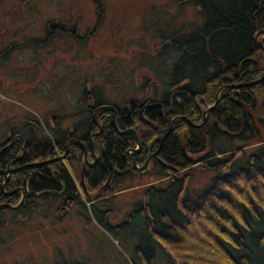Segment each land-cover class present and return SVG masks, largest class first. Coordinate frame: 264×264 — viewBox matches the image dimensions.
Instances as JSON below:
<instances>
[{
    "label": "trees",
    "instance_id": "16d2710c",
    "mask_svg": "<svg viewBox=\"0 0 264 264\" xmlns=\"http://www.w3.org/2000/svg\"><path fill=\"white\" fill-rule=\"evenodd\" d=\"M185 2L197 9L202 22L191 32H177L175 38L160 42V56L173 55L174 61L167 90L156 99L160 107H155V119L145 113L140 117L135 108L125 107L126 101L121 108L113 104L117 109L114 125L125 133L115 131L111 111L100 110L96 120L101 131L89 139L97 130L91 115L100 104L94 101L81 109L86 116L69 131L53 122L49 137L39 127L19 135L10 132L0 148L14 134L22 144L16 140L0 154V171L13 168L3 191L26 188L31 194L63 188V192L26 195L16 209L0 211L9 209L27 216L25 212L35 207L37 199L57 201L60 211L85 208L88 203L91 217L105 230L126 233L129 226L134 227L126 236L133 264H154L157 248L169 258V264H264V143L243 109L232 101L238 96L241 103L250 105L264 134V80L222 89L216 104L206 112L204 123L194 126L202 121L204 105L213 103L221 85L249 83L264 76V0ZM169 87L173 88L168 91ZM127 111L130 114L125 117ZM175 117L170 132L160 142ZM70 137L82 143L91 165L84 163L82 147L70 143L61 160L29 166L61 156ZM233 140L240 144L232 147ZM136 143L139 149L128 154L135 164L142 165L146 156L159 148L156 157L165 166L156 165L154 174L157 180L169 179L165 184H148L143 200L123 222L109 225L105 211L94 208V200L110 194L134 175L126 151L134 149ZM250 146L253 151L247 148ZM198 156V162L215 175L194 197L187 198L188 167L195 165L193 158ZM3 180L0 172V185ZM95 190H99L98 195L90 196ZM18 198L19 192L0 191V205H14ZM3 227L1 221L0 229Z\"/></svg>",
    "mask_w": 264,
    "mask_h": 264
},
{
    "label": "rangeland",
    "instance_id": "374dc122",
    "mask_svg": "<svg viewBox=\"0 0 264 264\" xmlns=\"http://www.w3.org/2000/svg\"><path fill=\"white\" fill-rule=\"evenodd\" d=\"M97 2L0 0V143L10 132L19 135L37 127L48 136L53 122L69 131L86 116L81 109L94 101L121 108L128 99H158L174 61L173 55L164 57L167 60L160 56L159 43L175 38L174 33L191 32L202 22L185 0ZM147 81L157 82L145 96ZM85 91L90 99H84ZM188 168L186 197L192 198L215 172L201 164ZM133 173L110 194L94 200L109 225L123 222L143 200L149 183L169 179L157 182L153 172ZM34 203L27 216L0 211V264H133L126 246L133 226L126 233L105 230L91 217L88 203L68 211L58 210L59 203L50 199ZM167 261L157 248L154 264Z\"/></svg>",
    "mask_w": 264,
    "mask_h": 264
},
{
    "label": "water",
    "instance_id": "95a60500",
    "mask_svg": "<svg viewBox=\"0 0 264 264\" xmlns=\"http://www.w3.org/2000/svg\"><path fill=\"white\" fill-rule=\"evenodd\" d=\"M262 80H264V76L261 77L260 79H257V80H255V81H251V82H249V83H244V84H242V85L222 86L221 88L218 89V91H220L222 88H225V87H229V88H233V89H235V88H237V87H240V86H242V87H247V86H251V85L257 84V83L261 82ZM215 101H216V97H215ZM215 101H214V102H215ZM213 104H214V103H213ZM235 104L238 105V106H240V107L243 109V114H244V116H247V118L251 121L253 127H255V129H256V130L258 131V133H259L260 141H261L262 143H264V134H263L261 128L259 127L258 123H257V120H256V117H255L254 113H253L252 110L250 109V105H249V104H243V103H241V102H238V99L235 101ZM212 106H213V105H212ZM209 108H211V107H209ZM209 108L203 110V111H202V114H205V112H206L207 110H209ZM100 110H110V111L112 112V118L115 116V110H114V108H113L111 105H98L97 107H95V109H94V111H93V113H92V121H93L94 125L96 126L97 130H96L95 132H93V133L90 135L89 139H91L92 137L96 136V135L101 131V127H100V125H99V124L97 123V121H96V113H97L98 111H100ZM176 118H178V117H176ZM181 119H184V118H181ZM172 121H173V120H172ZM172 121H171V123H172ZM203 121H204V117H202V122H203ZM111 122H112V125H113L115 131H117L118 133H119V132H120V133H125L124 131H118V130H117L116 126L114 125V121H113V120H112ZM171 123L169 124V127H168L167 132L165 133V135L160 139V142H161V140H162V139H163V138H164V137L170 132V125H171ZM132 133H133V132H132ZM133 135H134V133H133ZM16 139H19L20 142L22 141V140H21L20 138H18V137H17ZM13 140H14V139H13ZM13 140H12V141H13ZM134 140H136L135 135H134ZM12 141H11V142H12ZM11 142L8 143L6 146L0 148V153L3 151V149H4L5 147L9 146V145L11 144ZM69 142L77 143V144H79V145L82 147V149H83V161H84L85 164H87V165H91V163L86 162V150H85L84 146L82 145V143L79 142V141H77V140H75V139H69V141H68L67 144L65 145V148H67V145H68ZM138 147H139V145L136 143V147H135L134 149H132V150L127 151V153L135 152V151L137 150ZM91 149H92V148H91ZM155 152H156V151H155ZM127 153H126V155H127V156H126V160H128V161L131 162V164H132L133 168L135 169V171H137V172H141V171H143V170H146V166H147L148 159H146L145 162H144L140 167H137L136 164H135V161H134L130 156H128ZM63 157H64V154L61 155V156H59V157H57V158H55L54 160H57V159H58V160H61ZM51 161H53V160H49V161H45V162H38V163H34V164H29V166H38V165H42V164H45V163H48V162H51ZM93 162H95V159H93ZM84 163H83V165H82L81 168H83ZM8 172H9L8 169H5L4 171H2V173H3V175H4V181L2 182V184H1V186H0V187H1V190H2L3 185H4V183H5L6 179H7V174H8ZM2 192H3V191H2ZM4 193H5V192H4ZM10 193H12V192H7V193H5V194H10ZM41 194H55V195H57L58 193H57V192L50 191V190H45V191H40V192L31 193V195H33V196H38V195H41ZM21 199H22V195H21V197H20V199H19V201H18L17 204H15V205L3 204V205H0V208L16 209V208L19 206V204H20V202H21Z\"/></svg>",
    "mask_w": 264,
    "mask_h": 264
},
{
    "label": "flooded vegetation",
    "instance_id": "af4514ba",
    "mask_svg": "<svg viewBox=\"0 0 264 264\" xmlns=\"http://www.w3.org/2000/svg\"><path fill=\"white\" fill-rule=\"evenodd\" d=\"M166 42V41H165ZM159 46H161V44L159 43ZM161 48H162V46H161ZM157 81H154L153 83L155 84ZM153 83H149V81H147L146 82V84H145V96L147 95V93H148V90H149V87H150V85L151 84H153ZM233 85H242V84H225V85H221L219 88H221L222 86H233ZM240 87H242V86H240ZM240 87H237V88H240ZM218 88V89H219ZM225 88H229V87H225ZM225 88H222V89H225ZM237 88H235V89H237ZM221 89V90H222ZM229 89H233V88H229ZM220 90V91H221ZM219 91V92H220ZM85 94L86 95H88V96H86V98L87 99H90V97L91 96H89V91H85ZM219 94V93H218ZM217 99H218V97H216V101H215V98H214V101H213V103H211V104H205L204 105V109L203 110H205V109H207V108H209V107H211L212 105L214 106L215 104H216V102H217ZM238 99V102H240L239 101V97L238 96H236L234 99H232V101L235 103V101ZM126 106L125 107H128V106H132L133 108H135V112H136V114L137 115H139L140 117H142V115L141 114H143V113H145L146 114V116H148L147 114H149L153 119H155V117L157 116V109L155 108V107H160V106H158V101H156L155 99L154 100H152L151 98H149L148 97V95L144 98V99H142L141 101H138L137 99H134V100H130V99H128V100H126ZM129 103H132V104H129ZM244 104V103H243ZM112 106V105H111ZM113 107V106H112ZM114 108V110H115V113H116V108L115 107H113ZM212 108V107H211ZM202 110V111H203ZM209 110H210V108H209ZM110 111V110H109ZM208 111V110H207ZM206 111V112H207ZM162 112H163V109H162ZM205 112V113H206ZM112 113V112H111ZM130 113L127 111V115H125V117L126 116H128ZM125 117H123V118H125ZM147 121H148V123L149 124H152L153 122H151V121H149L148 120V118H145ZM113 120V118L111 119V121ZM145 120V122H147ZM173 120V121H172ZM171 121H172V123L175 121V120H177V118L175 117V118H173ZM171 121L169 122V124L171 123ZM204 121H205V117H204ZM204 121L202 122H200V123H197V124H195L194 126L195 127H198V126H201L203 123H204ZM135 125V124H134ZM172 125V124H171ZM136 126V125H135ZM137 127V126H136ZM168 127H169V125H168ZM16 135H13V136H11L10 138H9V141L7 142V143H5V144H3V146L2 147H4V146H6L8 143H10L13 139V141L11 142V144L9 145V146H7V147H5L4 149H3V151L6 149V148H8V147H10V146H12V145H14L15 144V142H16ZM21 139V138H20ZM71 139V138H70ZM19 140V139H18ZM22 140V139H21ZM77 140V139H76ZM69 140L67 139V141L66 142H68ZM80 142V141H79ZM19 143L20 144H22V141L20 142L19 141ZM70 143H72V142H69L68 143V145L70 144ZM77 144V143H76ZM66 145V144H65ZM1 147V148H2ZM68 147V146H67ZM66 149V148H65ZM158 150H159V148H158ZM158 150L156 151V149L155 150H153V151H151L147 156H146V158L144 159V162H145V160L146 159H148V162H147V172L146 173H154L158 168L156 167V165H160L161 167H163V166H165V164L159 159V158H157L156 156H157V153H158ZM156 151V152H155ZM23 153L24 152H22V154L20 155V157L18 158V159H20L21 157H22V155H23ZM65 153H66V150H65V152L63 153L64 155H65ZM1 154V153H0ZM62 154V155H63ZM202 156V155H201ZM201 156H198V157H195V158H193V161L195 162V165H202V163H200V162H198L199 161V158L201 157ZM17 159V160H18ZM16 160V161H17ZM151 161V162H150ZM143 162V163H144ZM142 163V164H143ZM141 166V165H140ZM140 166H138V167H140ZM5 169H8L9 170V172H8V174L12 171V169L13 168H10V167H5ZM4 169V170H5ZM4 170H1L0 172L2 173V171H4ZM143 172H145V171H142V172H139V173H143ZM3 174V173H2ZM8 174H7V178H8ZM4 176V175H3ZM4 181V180H3ZM6 181H7V179H6ZM5 181V182H6ZM2 184V183H1ZM1 186V185H0ZM0 191L2 192L3 191V188H2V190H1V187H0ZM5 191H3V193H4ZM9 192H12V193H10V194H13L14 192H19V198H18V201H19V199H20V197H21V195H22V199H21V202H22V200H23V198H24V196H26V195H31L28 191H27V189L26 188H24V189H21V188H13V190H11V191H9ZM62 192H63V188H61L59 191H57V195H61L62 194ZM5 193H7V192H5ZM33 196V195H32ZM21 202H20V204H21ZM18 203V202H17ZM19 204V205H20Z\"/></svg>",
    "mask_w": 264,
    "mask_h": 264
},
{
    "label": "bare ground",
    "instance_id": "6f19581e",
    "mask_svg": "<svg viewBox=\"0 0 264 264\" xmlns=\"http://www.w3.org/2000/svg\"><path fill=\"white\" fill-rule=\"evenodd\" d=\"M218 93H219V91L217 92V94H216V97H218ZM211 107H213V106H211ZM205 115H206V113L205 114H203V117H205ZM136 138V137H135ZM92 149H93V147H91ZM139 149V147L137 148V150ZM136 150V151H137ZM86 155H87V153H86ZM95 161H96V159H95ZM176 173V172H175Z\"/></svg>",
    "mask_w": 264,
    "mask_h": 264
}]
</instances>
